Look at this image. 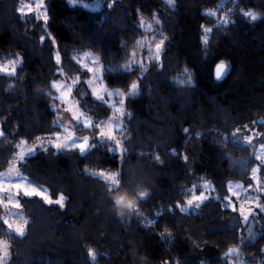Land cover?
<instances>
[{"label":"trees","instance_id":"16d2710c","mask_svg":"<svg viewBox=\"0 0 264 264\" xmlns=\"http://www.w3.org/2000/svg\"><path fill=\"white\" fill-rule=\"evenodd\" d=\"M26 2L35 8L34 0H0V60L22 57L15 76L0 75V173L15 162L31 184L66 200L60 208L19 197L23 236L0 221L7 264H264V164L254 157L264 138V0H43L46 23L37 11L18 13ZM221 17L227 26H217ZM141 19L151 27L141 28ZM201 25L213 29L207 44ZM164 37L157 62L154 45ZM85 52L97 57L103 85L127 94L116 135L123 154L81 123L75 134H91L96 145L84 155L48 143L62 131L53 82H72L86 117L110 114L86 88L89 73L76 58ZM221 62L227 68L215 80ZM21 140L36 149L23 161ZM255 167V239L244 244L247 225L232 211L228 185L252 183ZM100 170L118 173L119 186L95 175ZM201 192L208 199L187 207ZM122 194L135 210L114 203ZM233 247L239 253L225 256Z\"/></svg>","mask_w":264,"mask_h":264},{"label":"rangeland","instance_id":"374dc122","mask_svg":"<svg viewBox=\"0 0 264 264\" xmlns=\"http://www.w3.org/2000/svg\"><path fill=\"white\" fill-rule=\"evenodd\" d=\"M34 1H35L34 6L40 2V0H34ZM25 4H29V2H26ZM80 4H81V6L87 8L89 10H95L98 8V5L96 3H90V4L80 3ZM25 10H27V8H25ZM37 12H38L39 16H43L41 8H39L37 10ZM146 26H149V25L144 23L143 27L146 28ZM88 53H90V52H88ZM17 57H20V56H17ZM16 58L10 59V60H0V65L9 64L10 61H15ZM76 58L81 63V65H83V67H85V69H87L88 67H91L93 69H96V68L101 69V66L98 62L97 57L94 56L93 54H91L90 56L85 58L84 53H83ZM94 59L97 61V63H95V64L93 63ZM20 64H18L17 67ZM9 71H11V66L9 67ZM0 75H3V74H0ZM89 80L93 81V83H91V84L87 83V81H89ZM56 82L59 84L65 85V88L72 86V82H70L69 84L67 82H65L64 80H60V81H56ZM85 85H86V88L90 91L91 95H92V89H94V88L98 89V90L103 89L102 91H100L99 94L103 95L104 99L99 100V101L104 102L106 104V106L109 108L110 114L107 118H98V119L95 118L94 119V118L86 117L82 113V111L78 108V105L76 104V102L74 101V99L72 97H70L69 102L67 104H63V103L58 101L57 105L54 108H55V111L57 113L58 123L62 129L61 133L59 134V136L61 138L60 142L64 141V137L67 136L68 132H71L73 134L74 140L77 142H82L84 137H88L89 142H90V140L92 139L91 134H86L85 136H79V135L75 134L76 125L79 123L84 125L85 120L90 121L93 125H97V124L101 125V128L98 129L97 137H98L99 131L101 129L107 132L109 125L113 126V131H114L115 136L117 135V132L122 131L123 117L125 116L124 100H125L127 94H125L119 90L106 88L102 83L101 72L99 74H97L95 71L93 73H89V77L86 79ZM53 90L57 93V96H59V93L55 89H53ZM63 90L64 89H62V91ZM109 92L112 93L111 96L108 95ZM133 92H131V93H133ZM92 97H93V95H92ZM93 98L96 99L95 97H93ZM122 101H123V103H122ZM73 104H75V108L73 109V112L81 113V119H80L79 123H77V121L72 119L73 113L67 112L64 110L65 107H72ZM117 107L122 108L123 112L117 113L115 111V109ZM117 125L119 126L118 129L116 128ZM101 139H103V138H101ZM55 140H56V135L54 136L52 141H55ZM259 142H260V145L256 146L257 148H256V151L254 153V157L256 159H257V157L259 158V159H257L258 163L264 164V138L262 140H260ZM71 144H72V142L70 141L69 146L67 148H63V149H73L74 147H72ZM29 148H35V147L34 146L33 147H27L26 144H23V145L20 144L18 147L17 160H20L19 154L21 152H24L26 155L29 154L28 153ZM75 149H77V148H75ZM231 163H232V161H231ZM254 169H257V167H255ZM256 173L257 172L254 173L253 169H252V172L250 175L252 183L243 184L242 182H231L228 185L229 195H230V199H231V206H232V208L234 206L240 215H241V208L242 207L244 209L245 214H247L248 212L253 211L258 206V204H256V202H257V198H256V196H257L256 190L257 189H256V187L258 186L257 185L258 181L255 178ZM16 184H19L22 190H28V189H31L34 187L35 189L41 191L42 195L49 196L48 190L46 188L37 187V186H34L33 184H31L20 173V171L17 167V164L15 162L8 169H6L2 173H0V189H7V191H5V192H0V200L5 201V203L0 204V221L3 222L4 220H7L9 222V224H12L13 226L24 225V222L27 221L26 217L24 216V214L21 211V208L18 209L16 207H13V205L15 203L19 202V197L22 196V195H20V196L15 195L17 189L14 185H16ZM38 198L42 199L41 197H38ZM57 198H55V199H57ZM55 199H53V200H55ZM9 200L11 201V203H8ZM42 200H44V199H42ZM241 217H242V215H241ZM245 223L247 225V229H246V238H245L243 243L247 244L249 242H252L255 239V236H254L255 234L252 230L250 223L248 221ZM25 228H26V225H24V233H25ZM8 231H9V229H8ZM9 233H13V234L17 235L14 231H12V232L9 231Z\"/></svg>","mask_w":264,"mask_h":264},{"label":"snow or ice","instance_id":"6c2138e0","mask_svg":"<svg viewBox=\"0 0 264 264\" xmlns=\"http://www.w3.org/2000/svg\"><path fill=\"white\" fill-rule=\"evenodd\" d=\"M165 2L169 6H172L174 4V0H165ZM43 6H44L43 0H40V2L35 5V8L30 4H24L23 7L18 8L17 11L22 17L25 15L31 16L34 11H37L39 8H41ZM25 8H27V12L24 11ZM241 12H242L243 16L250 17L252 21H255L258 19L257 14H255L251 11L241 10ZM204 15L215 16L216 13L214 11H209V12L204 13ZM36 19H37V22H39L40 20H43L45 23L47 22V16L46 15L37 17ZM154 19H155V17H154ZM159 22L160 21L158 19H156V23H159ZM221 23H223V25L227 26L229 23V20L226 19L225 17H221L220 20L217 21V26H219ZM140 25H141V28H143V25H144L143 19H141ZM150 27H151V25H149V28ZM201 28H202V31L205 33V35L201 37L202 42L204 44H207L208 43V35L207 34L211 33L213 29L210 27H205L204 25H201ZM44 39H45L44 37H41V41H43ZM166 39H167V37H164L163 39L159 40V43L155 44V48H154L155 57L154 58L157 62H159V60H160V53L163 50V45H164ZM90 55L91 54L88 52L84 53L85 58L90 56ZM56 62H57V64L61 63V58L59 55H57V57H56ZM20 63H22V57H17L15 61H10L9 64L0 65V74H3L4 76H8V77L15 76L16 75V67ZM93 63L95 64V63H97V61L94 59ZM10 66H11V71H9ZM81 67H83V65H81ZM226 68H227V66L224 62H221L220 64H218L216 66L215 74H216L217 79H220L222 77V75L226 71ZM125 70L126 71H132L131 67H126ZM143 70L147 71V69H143ZM86 71L89 73H93L95 71L97 74H99L101 72V69L100 68L93 69L91 67H88L86 69ZM87 83L91 84V83H93V81L89 80V81H87ZM51 87L59 93V96L55 97L56 100H58L59 102H61L63 104H67L69 102V99H70L72 92L74 90L73 87L69 86V87L65 88V85L59 84L57 82H53ZM137 88H138V83H132L130 85V90H129L130 93L135 91ZM62 89H64V90L62 91ZM102 90L103 89H99V90L95 89V88L92 89L93 97H95L97 100H103L104 96L99 94L100 91H102ZM108 95L111 96L112 93L109 92ZM122 103H123V101H122ZM74 108H75V104H73L72 107H65L64 110L67 112L73 113L72 119L77 121V123H79L80 119H81V113L73 112ZM115 111L117 113H122L123 109L117 107L115 109ZM83 126L85 128H90V127H96L98 129L101 128V125H99V124L93 125L90 121H87V120L84 121ZM116 128L118 129L119 126L117 125ZM184 131H185V133H187L188 129H184ZM3 134H4L3 131L0 130V136H3ZM101 138H103L107 141H112L115 143V148L110 147L108 149L110 152L119 150L121 152V154H123L124 149L122 148L121 141L116 139V136H115L114 131H113V126L109 125L107 132L101 129L99 131L97 139L99 140ZM37 139L39 140L40 138L37 137ZM60 140H61V138H60L59 134H57L56 140L55 141L49 140L48 143L53 148L60 150L63 148H67L69 146V142L71 141L72 142L71 146L79 149V152L81 155H84L86 152H88L90 150V147L96 146L94 144L90 146V142H89L88 137H84L82 142L75 141L73 134L71 132H68L67 136L64 137L63 142H60ZM248 142L249 143L251 142L250 139L248 140ZM20 143H21V145H23L26 143V141L21 140ZM37 146H39V145H37ZM34 151H35V148H29L28 149L29 154L33 153ZM19 157H20V160L23 161L26 158V154L24 152H21L19 154ZM157 159H159V157H157ZM257 159H259V158L257 157ZM253 172L254 173L257 172V169H253ZM95 175L103 178V180L105 182H110L112 185L119 186V184H120V181L117 179V176L119 175L118 173H107L106 174L103 170H100L98 173H95ZM14 186L17 189V191L15 193V195H17V196L22 195L23 197H26L29 199H31L33 197H41L42 199H44L45 203H47L49 205L55 203L60 208L65 207L64 201L66 200V198L62 194L57 199L53 200L51 198V196L42 195V192L35 189L34 187L31 189H28V190H22L19 184H16ZM205 187H207V185H205ZM5 191H7V189H0V192H5ZM108 191L111 193L113 191V189L111 187H109ZM147 195H148V193H146V192L140 193L139 197H140V199H144ZM206 199H208V197H206L203 194V192H201L199 195H196L190 199H187L185 201V204L187 205V207L191 208L193 206V204L196 203V206L198 207L199 203H202ZM3 203H5V201L0 200V204H3ZM8 203H11V201L9 200ZM114 203L116 205L118 204L119 206L126 207L129 210H135V208H136V205L131 200H127L126 195H123V194L119 195L118 199L114 200ZM13 207H16L19 209L21 207V203L17 202L13 205ZM176 208H178L181 211V213L186 211V208L184 206H182L179 202L176 204ZM235 210L236 209L233 206L232 211H235ZM262 210H264V209H262ZM169 211H172V209L170 208ZM253 214L254 213H252V212H248L247 214H245L243 207L241 208V215H242L243 222H247L249 220V216H251ZM3 223L5 226H7V228L9 229L10 232L14 231L17 235L23 236L24 225L27 224V221L24 222V225H16V226L9 224V222L7 220H4ZM167 231H168L167 228H165L164 232H167ZM8 248H9V245H8L7 241L6 240H0V264H7V260L10 258ZM237 253H239V248L233 247V248L228 249V252L225 253V256H229V255H233V254H237ZM88 256L90 258H92L93 261H95L96 256H95V253L93 252L92 249L88 250ZM165 264H167V262H165ZM237 264H244V262L238 261Z\"/></svg>","mask_w":264,"mask_h":264},{"label":"clouds","instance_id":"9594fccd","mask_svg":"<svg viewBox=\"0 0 264 264\" xmlns=\"http://www.w3.org/2000/svg\"><path fill=\"white\" fill-rule=\"evenodd\" d=\"M214 79H215V80H219V79H217V77H216L215 70H214Z\"/></svg>","mask_w":264,"mask_h":264}]
</instances>
